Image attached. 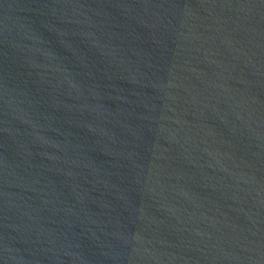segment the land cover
<instances>
[{
    "label": "water",
    "instance_id": "water-1",
    "mask_svg": "<svg viewBox=\"0 0 264 264\" xmlns=\"http://www.w3.org/2000/svg\"><path fill=\"white\" fill-rule=\"evenodd\" d=\"M0 264H264V0H0Z\"/></svg>",
    "mask_w": 264,
    "mask_h": 264
}]
</instances>
